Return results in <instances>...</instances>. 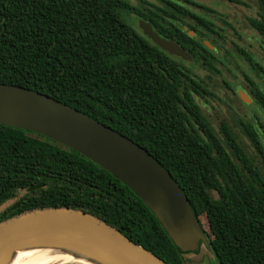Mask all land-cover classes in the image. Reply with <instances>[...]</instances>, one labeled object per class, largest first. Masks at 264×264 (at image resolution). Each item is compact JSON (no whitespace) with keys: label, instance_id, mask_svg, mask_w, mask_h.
<instances>
[{"label":"trees","instance_id":"trees-1","mask_svg":"<svg viewBox=\"0 0 264 264\" xmlns=\"http://www.w3.org/2000/svg\"><path fill=\"white\" fill-rule=\"evenodd\" d=\"M136 1L0 0V85L47 95L146 149L189 199L218 264H264V169L239 141L245 135L264 165L260 131L242 119L215 126L200 104L220 100L212 83L233 48H225L222 29L191 11V0ZM254 1L257 15L248 22L264 59V0ZM133 15L192 62L155 45L132 25ZM235 49L263 79L264 66ZM245 76L264 110V90ZM8 203L0 222L36 209L83 210L168 264H184L127 185L59 142L0 125V208Z\"/></svg>","mask_w":264,"mask_h":264},{"label":"water","instance_id":"water-1","mask_svg":"<svg viewBox=\"0 0 264 264\" xmlns=\"http://www.w3.org/2000/svg\"><path fill=\"white\" fill-rule=\"evenodd\" d=\"M139 28L169 55L192 62L188 52L160 37L148 22L140 20ZM188 34L198 38L191 30ZM205 45L216 50L207 41ZM240 98L252 103L244 92ZM0 125L40 134L91 160L144 202L184 264L199 257L203 248L218 264L189 199L172 175L140 145L47 95L16 86L0 85ZM34 250L58 251L88 264H168L105 220L68 207L36 209L0 222V264H11L19 252Z\"/></svg>","mask_w":264,"mask_h":264},{"label":"rangeland","instance_id":"rangeland-1","mask_svg":"<svg viewBox=\"0 0 264 264\" xmlns=\"http://www.w3.org/2000/svg\"><path fill=\"white\" fill-rule=\"evenodd\" d=\"M193 4L188 7L195 14L211 20L220 30L226 39L225 48L232 49L233 56L228 67L223 69V74L214 77L212 86L219 95L220 100L210 101L208 104L207 115L212 123L217 126L221 121L234 123L235 120H245L255 125L259 131L261 140L264 142V110L255 103H244L240 98L241 92L247 94L253 101L252 86L245 74L257 83L264 90V78L261 79L253 72L247 62L238 59L235 45L246 49L254 59L264 66L263 50L261 49L260 39L257 33L250 27L248 19L257 15V7L254 0H191ZM136 4L137 1L133 0ZM130 22L137 29L140 20L136 16L130 17ZM140 29V28H139ZM199 76L205 77L206 72L198 71ZM224 83L229 84L226 87ZM238 132V130H237ZM241 144L246 148L248 154L252 156L256 164L264 169L263 161L257 150L253 148L251 142L245 135L239 138ZM10 203L0 208V213L9 206ZM207 233V232H206ZM208 234V233H207ZM209 238L210 235L208 234ZM205 249V248H203ZM200 256L193 258L189 264H216L211 260L212 256L205 249ZM202 261V262H199ZM204 261V263H203ZM210 261V263H207ZM206 262V263H205Z\"/></svg>","mask_w":264,"mask_h":264},{"label":"bare ground","instance_id":"bare-ground-1","mask_svg":"<svg viewBox=\"0 0 264 264\" xmlns=\"http://www.w3.org/2000/svg\"><path fill=\"white\" fill-rule=\"evenodd\" d=\"M11 264H88L53 250L19 252Z\"/></svg>","mask_w":264,"mask_h":264},{"label":"flooded vegetation","instance_id":"flooded-vegetation-1","mask_svg":"<svg viewBox=\"0 0 264 264\" xmlns=\"http://www.w3.org/2000/svg\"><path fill=\"white\" fill-rule=\"evenodd\" d=\"M240 96V95H239ZM251 99V98H250ZM252 100V99H251ZM252 103H254V101L252 100ZM201 106L203 107V109H205V111L207 112L208 111V104L204 103V101H201L200 102Z\"/></svg>","mask_w":264,"mask_h":264}]
</instances>
